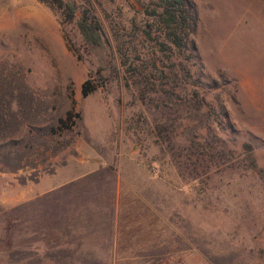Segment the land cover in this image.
I'll return each instance as SVG.
<instances>
[{"label": "rangeland", "instance_id": "1", "mask_svg": "<svg viewBox=\"0 0 264 264\" xmlns=\"http://www.w3.org/2000/svg\"><path fill=\"white\" fill-rule=\"evenodd\" d=\"M62 1L71 22L0 0V264L32 263L20 190L38 176L87 195L59 200L92 204L79 212L119 232L114 261L50 260L57 246L40 236L39 264H264V0H190L192 62L155 45L151 0ZM84 15L99 48L77 30Z\"/></svg>", "mask_w": 264, "mask_h": 264}, {"label": "crops", "instance_id": "2", "mask_svg": "<svg viewBox=\"0 0 264 264\" xmlns=\"http://www.w3.org/2000/svg\"><path fill=\"white\" fill-rule=\"evenodd\" d=\"M50 180H54V176H38L31 185L28 184L27 187L20 190L22 237L25 236V233L28 237L27 251L31 255V264H39L40 261L49 259V257L41 256L43 253L41 246L44 242L41 241L40 236L57 240V243L53 240L54 246L57 248L53 252L55 255L50 260L58 262L117 260L116 244L119 232L116 221L110 228L95 227L89 221L87 213L82 215L79 212L82 208H91L92 204L77 206L70 202L62 204L59 200L60 197L87 195H77L78 191L71 189L46 187L45 181ZM3 197V203L8 207V204L13 202V192L7 190ZM67 208L73 210L65 212L64 209ZM60 238H64L62 245L58 243ZM65 240L68 242L66 243Z\"/></svg>", "mask_w": 264, "mask_h": 264}, {"label": "trees", "instance_id": "3", "mask_svg": "<svg viewBox=\"0 0 264 264\" xmlns=\"http://www.w3.org/2000/svg\"><path fill=\"white\" fill-rule=\"evenodd\" d=\"M38 2L45 4L50 9L55 10L64 18V22H71L75 16V6L71 3H64L62 0H38ZM153 5L148 15L152 19V24L160 31V37H154L155 45L161 51L169 50L173 53H186V60L192 62L196 58V46L193 35L197 28L198 15L195 4L190 0H151ZM76 27L81 35L84 43L92 49L101 47L102 33L99 24L88 16H82L76 21ZM151 39L152 37L148 35ZM185 79H191L189 70H185ZM188 81L184 80L186 84ZM94 91V87L89 81H86L81 87V95L87 97ZM197 104L198 101L197 96ZM224 118L226 117V113ZM59 120V130L63 131L69 129L70 126L67 121ZM245 158L247 160L246 167L248 170H256V164L252 153V146L248 143L243 144Z\"/></svg>", "mask_w": 264, "mask_h": 264}]
</instances>
